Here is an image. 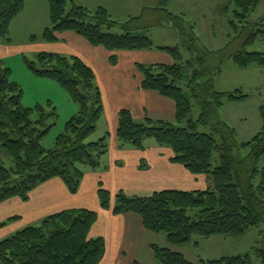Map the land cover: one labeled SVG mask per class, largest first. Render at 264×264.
I'll use <instances>...</instances> for the list:
<instances>
[{"label":"trees","instance_id":"trees-1","mask_svg":"<svg viewBox=\"0 0 264 264\" xmlns=\"http://www.w3.org/2000/svg\"><path fill=\"white\" fill-rule=\"evenodd\" d=\"M171 1L158 0V6L122 23L112 19L105 7L91 10L72 2L68 8L66 0H47L50 26L42 38L56 41V33L73 31L109 51L159 49L173 57V63H139L137 68L143 76L142 89L156 91L175 102L174 119L146 117L139 121L124 108L118 113L116 135L122 145L139 149L144 148L146 139H155L173 151L171 161L195 175H206L209 186L205 190L170 189L151 195L119 191L112 202L110 191L99 183L98 196L102 208L115 214H138L147 230L165 234L170 245L198 246L200 242L194 240L197 236H239L264 226V106L260 108L261 129L250 139L240 141L236 129L221 119L220 110L226 102L243 101L249 95L241 88L220 91L214 85V77L222 72L227 60L239 68L264 67V52L232 48L235 42L240 43L234 39H243L242 45L246 46L263 35L264 17L258 21L249 18L260 0H230L239 21L229 20L237 34L231 49L201 50L198 36L181 23L182 16L169 11ZM23 8L24 0H0V40L10 42V26ZM149 17L152 20L147 24ZM162 20L171 23L181 36L189 34V59L184 60L177 46H156L151 37L139 32ZM117 26L122 33L112 31ZM111 60L117 61L115 56ZM25 61L37 75L58 81L80 109L56 137L54 146L44 147L42 141L58 117L56 107L47 110L42 105H24L22 86L10 79V68L0 60V151L13 162L7 168L0 157V203L15 196L28 200L38 185L56 177L71 193H77L84 168L100 167L109 148L107 135L88 141L104 110L94 70L78 56L54 52L40 51L35 60L25 57ZM193 102L201 111L196 121L190 118ZM200 126L208 132L199 131ZM216 152L218 161L214 166ZM97 217L95 210L73 208L51 214L39 225L26 226L0 239V264H99L106 243L101 236H90ZM262 244L253 250L260 264H264V240ZM152 250L157 264H255L252 253L193 261L171 247L153 244Z\"/></svg>","mask_w":264,"mask_h":264},{"label":"crops","instance_id":"crops-1","mask_svg":"<svg viewBox=\"0 0 264 264\" xmlns=\"http://www.w3.org/2000/svg\"><path fill=\"white\" fill-rule=\"evenodd\" d=\"M56 34L58 40L46 41L41 49H36L78 56L94 70L104 112L110 117L108 158L104 160V166L85 170L75 194L56 177L38 185L28 200L15 196L0 203V223H5L0 227V239L26 226L39 225L47 216L62 210L86 208L98 214L90 236H101L106 243L105 255L99 264H157L153 244L182 252L180 246L169 244L165 234L147 230L138 214H115L111 209L102 208L98 196L99 183L110 191L112 202L119 191L127 195H151L170 189L195 191L209 184L205 175H195L182 164L171 161L173 151L159 145L155 139V142L148 140L147 144L144 141V148L139 149L122 145L116 135L118 113L124 108L129 109L137 120L146 117L174 119L175 102L156 91L142 89L143 76L137 68L139 63H171L172 58L166 56L163 61H152L149 59L152 54H146L152 50L109 51L103 46L92 45L73 31ZM8 45L0 43V53L6 51ZM113 56L116 63L111 60ZM195 247L199 249L200 245Z\"/></svg>","mask_w":264,"mask_h":264},{"label":"rangeland","instance_id":"rangeland-1","mask_svg":"<svg viewBox=\"0 0 264 264\" xmlns=\"http://www.w3.org/2000/svg\"><path fill=\"white\" fill-rule=\"evenodd\" d=\"M66 2L68 8L71 7L72 2L91 10L105 7L112 19L122 23L131 17L140 16L147 8L158 6V0H66ZM168 9L182 16L184 21L181 23L189 33L194 31L198 36L196 41L201 50L206 47L218 52L228 46L231 49L233 41L239 40L240 43L237 41L232 45L235 50L246 48L247 51L264 52V34L259 35L254 43L246 46L242 45L243 39L240 40L241 38L233 40L237 34L233 32L229 20L238 21V19L234 15L236 7L230 0H172ZM263 17L264 0H260L256 9L250 12L249 18L258 21ZM151 20L152 17L146 18V23L148 24ZM146 23L143 22V24ZM48 26H50V18L47 0H24L23 10L10 26V42L0 40L2 44L9 43L6 51L0 53V60L10 68V79L22 86L24 105L30 107L42 105L47 110L56 107L58 113L56 123L42 141L44 147L51 148L54 146L56 137L65 131L66 123L71 117L78 114L80 106L58 81L37 75L26 64L25 57L31 61L35 60L36 55L40 52L39 49L44 46L46 41L42 38V34ZM112 31L123 32L119 26L113 28ZM139 32L151 37L156 46H177L183 53L184 60L191 57V52L187 49L190 43L189 34L181 36L167 21L162 20L158 25L150 26ZM37 47L40 48L36 49ZM146 54H152L151 57L148 56L152 61L160 62L168 56V58H172L171 63L174 62L173 57L163 50L153 49ZM222 68V72L214 77L216 89L235 91L241 88L249 97L239 102H226L220 110L221 119L236 129L240 141L248 140L262 127L260 108L264 106V67L251 65L248 68H239L232 60H227L223 63ZM95 83L98 84L97 79ZM200 113L199 106L193 102L190 118L196 121ZM109 120L110 117L103 110L96 130L89 136L88 141H97L107 135L109 145ZM199 131L208 132V128L200 126ZM148 140L155 142L153 138H150L145 140L146 144ZM108 152L101 158L102 166H104V160L108 158ZM0 157L7 168L13 166L11 157L6 156L4 152L0 151ZM217 158L216 152L213 160L214 166L217 165ZM86 169L91 168L85 167L84 171ZM208 186L209 184L201 190L207 189ZM194 240L200 242L199 249L193 244L180 248L182 253H187L185 255L194 261H199L200 258L218 259L228 255L253 254L255 247L263 245L264 226L253 227L239 236L218 235L210 239L197 236ZM253 258L255 264H260L254 254Z\"/></svg>","mask_w":264,"mask_h":264}]
</instances>
